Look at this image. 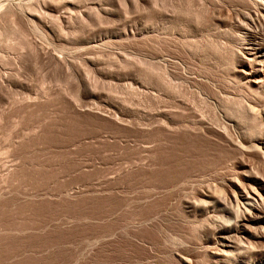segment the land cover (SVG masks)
I'll return each instance as SVG.
<instances>
[{"label":"rangeland","instance_id":"1","mask_svg":"<svg viewBox=\"0 0 264 264\" xmlns=\"http://www.w3.org/2000/svg\"><path fill=\"white\" fill-rule=\"evenodd\" d=\"M254 5L0 0V264H213L198 194L240 154L212 103L263 95L229 58Z\"/></svg>","mask_w":264,"mask_h":264},{"label":"bare ground","instance_id":"2","mask_svg":"<svg viewBox=\"0 0 264 264\" xmlns=\"http://www.w3.org/2000/svg\"><path fill=\"white\" fill-rule=\"evenodd\" d=\"M20 3L23 4L20 6ZM20 3H16L18 12L23 15L29 12L30 6ZM254 4L240 19L239 31L235 34L237 50L229 54L230 60L235 61L237 74L247 83L258 79L264 82V0H254ZM235 46L231 50H235ZM227 98L238 99L236 108L233 104L232 109H225V105L230 106L213 99V110L226 120L224 126L216 125V129L221 128L224 141L235 148L242 159L249 160L246 163V159L244 162L239 157L234 161L239 170L225 183L223 199L205 192L198 194L203 209L207 210L210 204L215 214L222 213L220 221L213 219L205 249L213 264H264V90L263 95H227ZM200 120L198 123L202 122ZM255 241L263 245L258 247Z\"/></svg>","mask_w":264,"mask_h":264}]
</instances>
